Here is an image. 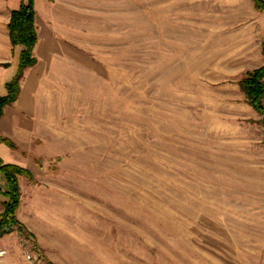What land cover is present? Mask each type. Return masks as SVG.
Segmentation results:
<instances>
[{
  "label": "rangeland",
  "instance_id": "1",
  "mask_svg": "<svg viewBox=\"0 0 264 264\" xmlns=\"http://www.w3.org/2000/svg\"><path fill=\"white\" fill-rule=\"evenodd\" d=\"M69 2L71 62L2 133L14 146L0 143V156L32 177L18 176L24 232L0 236V257L264 264V113L239 83L264 64V9ZM17 62L0 73L3 94ZM5 189L0 173V212Z\"/></svg>",
  "mask_w": 264,
  "mask_h": 264
},
{
  "label": "crops",
  "instance_id": "2",
  "mask_svg": "<svg viewBox=\"0 0 264 264\" xmlns=\"http://www.w3.org/2000/svg\"><path fill=\"white\" fill-rule=\"evenodd\" d=\"M69 3V0H34L37 41L33 47V54L36 62L25 69L17 99L3 110L0 117L1 134L12 135L14 126L21 125V114L30 112L28 95L37 94L38 96L45 92L49 93L50 85L47 79L55 78L58 71L66 70L67 64L71 62V25L68 24L71 6ZM19 4L20 0L14 2L0 0V73L6 71L15 57L18 58L21 48L20 45L12 46L7 28L11 10L17 8ZM1 91L3 90H0V94H3ZM10 252L6 251V254L0 257V264H27L12 260Z\"/></svg>",
  "mask_w": 264,
  "mask_h": 264
},
{
  "label": "trees",
  "instance_id": "3",
  "mask_svg": "<svg viewBox=\"0 0 264 264\" xmlns=\"http://www.w3.org/2000/svg\"><path fill=\"white\" fill-rule=\"evenodd\" d=\"M254 1L257 6L264 9V0ZM7 28L12 46L20 45L21 48L18 53L16 72L5 83L6 92L0 94V117L4 108L17 99L25 69L36 62V57L33 54V47L37 41L34 0H20L19 6L11 10ZM239 83L247 102L256 111L264 113V64L247 71L245 77ZM0 143L14 146V143L1 133ZM0 173L5 180L7 188L2 191V194L6 195L7 199L3 201L4 209L0 212V236L15 228L24 232L15 215L20 196L18 176L24 175L31 178L32 174L25 166L16 162L6 161L1 156Z\"/></svg>",
  "mask_w": 264,
  "mask_h": 264
},
{
  "label": "built area",
  "instance_id": "4",
  "mask_svg": "<svg viewBox=\"0 0 264 264\" xmlns=\"http://www.w3.org/2000/svg\"><path fill=\"white\" fill-rule=\"evenodd\" d=\"M5 252L4 249H0V256L3 255ZM24 254H25V257L30 260V261H33V255L31 254V252L27 249L24 250Z\"/></svg>",
  "mask_w": 264,
  "mask_h": 264
}]
</instances>
